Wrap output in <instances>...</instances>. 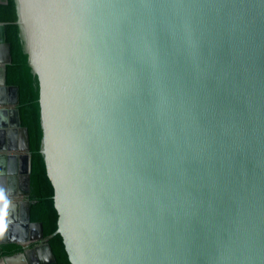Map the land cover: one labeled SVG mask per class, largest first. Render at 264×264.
I'll list each match as a JSON object with an SVG mask.
<instances>
[{
  "label": "water",
  "instance_id": "obj_1",
  "mask_svg": "<svg viewBox=\"0 0 264 264\" xmlns=\"http://www.w3.org/2000/svg\"><path fill=\"white\" fill-rule=\"evenodd\" d=\"M15 2L72 264H264V0ZM5 28L0 181L23 201L0 199V246L22 251L0 262L54 264Z\"/></svg>",
  "mask_w": 264,
  "mask_h": 264
},
{
  "label": "trees",
  "instance_id": "obj_2",
  "mask_svg": "<svg viewBox=\"0 0 264 264\" xmlns=\"http://www.w3.org/2000/svg\"><path fill=\"white\" fill-rule=\"evenodd\" d=\"M16 0L0 4V21L6 24V41L10 44L12 63L7 67V84L18 87L21 124L28 129L32 154L31 218L44 225L45 237L51 238L59 229V213L55 206V187L49 177L42 153L43 129L41 124L40 82L25 51L24 40L17 23ZM56 257L54 264H72L62 235L50 239ZM18 245L0 246V258L21 252Z\"/></svg>",
  "mask_w": 264,
  "mask_h": 264
},
{
  "label": "crops",
  "instance_id": "obj_3",
  "mask_svg": "<svg viewBox=\"0 0 264 264\" xmlns=\"http://www.w3.org/2000/svg\"><path fill=\"white\" fill-rule=\"evenodd\" d=\"M7 0H0V4L2 3H5ZM0 24H2V22L0 21ZM5 35H6V28H5ZM7 42V41H6ZM4 46V45H3ZM1 59V58H0ZM8 67V66H7ZM8 85V84H7ZM18 108H19V105H18ZM8 109V108H6ZM2 117L4 120V124H7L8 126H10L11 124V121H10V115L9 114H6V115H3L2 114ZM11 127V126H10ZM16 140L13 141V145L15 147H17V150L15 153H17V155L19 157L22 158V160L24 159L25 160V157L28 155V152L27 150H24V147H25V140H26V136L25 134L22 133L21 130H19L17 132V135L15 136ZM23 160V161H24ZM14 185V187H12L11 185ZM16 185H15V182H12L11 184H9L8 186H6V183L5 181H0V193L2 195V197H0V199H7L6 202L10 201L12 202L11 204L12 205H22V201H23V198L21 196H19L18 194H16L15 190L13 188H15ZM7 193V196H5ZM23 212V211H22ZM7 245V244H6ZM9 256V255H8ZM17 259L16 258H7L6 259V263L5 264H16L17 262ZM26 262H27V259H26ZM0 264H4V261L0 262Z\"/></svg>",
  "mask_w": 264,
  "mask_h": 264
},
{
  "label": "bare ground",
  "instance_id": "obj_4",
  "mask_svg": "<svg viewBox=\"0 0 264 264\" xmlns=\"http://www.w3.org/2000/svg\"><path fill=\"white\" fill-rule=\"evenodd\" d=\"M16 262H17L16 264H20L21 263V260L17 259Z\"/></svg>",
  "mask_w": 264,
  "mask_h": 264
},
{
  "label": "flooded vegetation",
  "instance_id": "obj_5",
  "mask_svg": "<svg viewBox=\"0 0 264 264\" xmlns=\"http://www.w3.org/2000/svg\"><path fill=\"white\" fill-rule=\"evenodd\" d=\"M28 200L30 201V197L29 198H25V201H28Z\"/></svg>",
  "mask_w": 264,
  "mask_h": 264
}]
</instances>
